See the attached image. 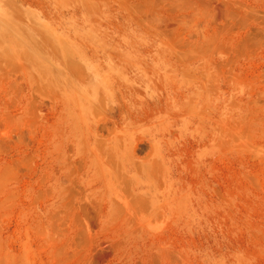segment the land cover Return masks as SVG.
<instances>
[{
  "label": "rangeland",
  "instance_id": "rangeland-1",
  "mask_svg": "<svg viewBox=\"0 0 264 264\" xmlns=\"http://www.w3.org/2000/svg\"><path fill=\"white\" fill-rule=\"evenodd\" d=\"M0 264H264V0H0Z\"/></svg>",
  "mask_w": 264,
  "mask_h": 264
}]
</instances>
